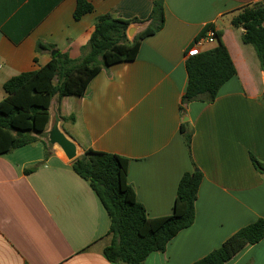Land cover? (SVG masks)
Returning a JSON list of instances; mask_svg holds the SVG:
<instances>
[{
  "label": "crops",
  "instance_id": "0c3cea01",
  "mask_svg": "<svg viewBox=\"0 0 264 264\" xmlns=\"http://www.w3.org/2000/svg\"><path fill=\"white\" fill-rule=\"evenodd\" d=\"M88 1L93 11L77 20L78 0H0V102L8 80L46 65L53 51L81 57L99 16L146 20L153 7L151 0ZM257 2L264 0H164L165 25L142 42L134 61L103 69L83 97L52 101L47 133L58 120L79 155L93 149L128 158L129 183L151 218L173 213L185 173H203L194 224L145 264H193L264 218V175L251 160L264 162V71L254 47L242 41L243 28L232 24L241 7ZM207 25L222 31L237 75L213 103L182 110L186 53ZM132 26L135 36L148 22ZM39 42L54 49L38 51ZM215 46L205 42L201 51ZM187 122L190 150L182 133ZM43 141L0 156V264H112L104 257L112 242L109 215L61 149L50 147L46 158ZM227 264H264V239Z\"/></svg>",
  "mask_w": 264,
  "mask_h": 264
},
{
  "label": "trees",
  "instance_id": "16d2710c",
  "mask_svg": "<svg viewBox=\"0 0 264 264\" xmlns=\"http://www.w3.org/2000/svg\"><path fill=\"white\" fill-rule=\"evenodd\" d=\"M151 1L152 11L146 20L99 16L95 30L78 59L58 51L46 65L16 75L4 84L7 96L0 102V156L33 145L41 138L47 140L43 141L46 158L51 155L49 148L53 146L48 140L47 130L53 99L83 97L92 79L103 69L135 60L142 42L165 25L164 0ZM92 11L93 6L88 0H78L74 15L79 20ZM145 22L148 26L130 40L127 31L132 24ZM232 24L243 28L242 41L254 47L264 71V3L241 7ZM210 30H214L213 25L204 27L195 42L206 38ZM222 36V31L216 32L217 46L188 58V85L181 100L182 110L195 101L213 103L222 86L237 75ZM53 49L38 43V51ZM262 99L264 101V92ZM63 120H74V117H64ZM54 121L56 126L58 120ZM182 133L190 150L192 133L188 131V122L182 125ZM251 160L256 171L264 175V162L253 155ZM129 162L124 156L93 149H87L72 162L74 172L89 183L109 215L112 242L104 250V257L112 264H145L150 254L165 252L173 238L194 224L195 204L204 177L196 167L185 173L178 185L173 213L151 218L129 183ZM32 171L25 170L27 174ZM263 239L264 218H259L193 264H227L243 248Z\"/></svg>",
  "mask_w": 264,
  "mask_h": 264
},
{
  "label": "water",
  "instance_id": "95a60500",
  "mask_svg": "<svg viewBox=\"0 0 264 264\" xmlns=\"http://www.w3.org/2000/svg\"><path fill=\"white\" fill-rule=\"evenodd\" d=\"M135 31H136V27L131 26L127 31L128 37L133 38ZM57 52L58 51H53L51 55L55 56ZM185 121H187V117ZM48 134H49L48 140L52 144V146L59 147L64 152L66 158L69 161L73 162L80 157L78 146L76 145V143L69 136H67L61 129H59L57 125L55 126V124L52 123V128Z\"/></svg>",
  "mask_w": 264,
  "mask_h": 264
},
{
  "label": "built area",
  "instance_id": "2783aa9c",
  "mask_svg": "<svg viewBox=\"0 0 264 264\" xmlns=\"http://www.w3.org/2000/svg\"><path fill=\"white\" fill-rule=\"evenodd\" d=\"M217 41V38H216V32L215 30H210L208 31L207 33V37L204 38V39H201L197 42H195L191 49H189L186 53V56L188 58H191V57H195V56H198L201 54V46L205 43V42H208V43H214Z\"/></svg>",
  "mask_w": 264,
  "mask_h": 264
},
{
  "label": "rangeland",
  "instance_id": "374dc122",
  "mask_svg": "<svg viewBox=\"0 0 264 264\" xmlns=\"http://www.w3.org/2000/svg\"><path fill=\"white\" fill-rule=\"evenodd\" d=\"M209 45L212 46V44H209ZM65 110L67 112H70V109L68 107L65 108ZM55 115H56V112H54V110H53L52 117H54ZM63 128L67 132V134H71V126H70V123H65L64 126H63ZM58 149H60V148L58 147ZM58 151H61V150H58ZM60 153H63V156L65 157V159H67L63 151L60 152ZM80 156H82V155H80Z\"/></svg>",
  "mask_w": 264,
  "mask_h": 264
},
{
  "label": "bare ground",
  "instance_id": "6f19581e",
  "mask_svg": "<svg viewBox=\"0 0 264 264\" xmlns=\"http://www.w3.org/2000/svg\"><path fill=\"white\" fill-rule=\"evenodd\" d=\"M62 151V150H61ZM63 155V153H61Z\"/></svg>",
  "mask_w": 264,
  "mask_h": 264
}]
</instances>
